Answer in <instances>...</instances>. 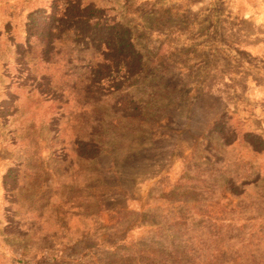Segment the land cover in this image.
<instances>
[{"label":"rangeland","instance_id":"obj_1","mask_svg":"<svg viewBox=\"0 0 264 264\" xmlns=\"http://www.w3.org/2000/svg\"><path fill=\"white\" fill-rule=\"evenodd\" d=\"M227 5L0 0V264H264V68Z\"/></svg>","mask_w":264,"mask_h":264},{"label":"crops","instance_id":"obj_2","mask_svg":"<svg viewBox=\"0 0 264 264\" xmlns=\"http://www.w3.org/2000/svg\"><path fill=\"white\" fill-rule=\"evenodd\" d=\"M238 1L243 5H237ZM227 6L230 9V19L243 20L252 27L244 35L246 41L235 48L245 50L250 60L258 62L259 68H264V0H231V5ZM255 87L259 89V82H256Z\"/></svg>","mask_w":264,"mask_h":264},{"label":"trees","instance_id":"obj_3","mask_svg":"<svg viewBox=\"0 0 264 264\" xmlns=\"http://www.w3.org/2000/svg\"><path fill=\"white\" fill-rule=\"evenodd\" d=\"M72 10H76V9H72ZM74 11H71V12H74ZM76 12V11H75ZM92 12H93V9H90V11H88V14L87 15H83V14H78V15H73L70 17V19L72 20H75L76 23H89L91 22L93 19H95V17H93L92 15ZM69 16V14H64V17L63 18H67ZM82 21V22H80ZM97 22L100 21L99 18L96 19Z\"/></svg>","mask_w":264,"mask_h":264}]
</instances>
